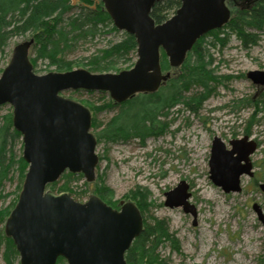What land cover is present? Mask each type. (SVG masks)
Wrapping results in <instances>:
<instances>
[{
    "label": "rangeland",
    "instance_id": "1",
    "mask_svg": "<svg viewBox=\"0 0 264 264\" xmlns=\"http://www.w3.org/2000/svg\"><path fill=\"white\" fill-rule=\"evenodd\" d=\"M25 1L19 9L7 14L4 21L8 29L19 26L21 18L27 16L34 4L41 0H28L27 4ZM77 6L75 4L69 10L60 7L47 16L52 22L58 18L54 36L59 40L57 57L74 62L73 69L83 68V64L99 50L122 38V31H111L109 23L99 24L95 35L80 33L78 27L71 23V18L80 12ZM88 26H84V31ZM31 33L14 31L9 35L3 50H0V69L8 63L13 46L28 39ZM225 33H228L225 44L212 35L203 38V50L208 56L206 58L210 56L211 60L208 68L220 78L206 100L191 104L186 103L188 99L186 102L180 100L167 110V115L159 116L165 125L155 136L144 140L132 137L123 142L97 141L95 152L99 161L94 181L87 182L84 177L66 179L61 175L53 188L58 192V188L67 182L68 189L72 190L71 196L80 202L95 190L109 202L131 200L130 197L136 193L141 203L148 202L149 207L143 211V217L149 225L165 223V228L173 236L156 250L169 264H264V224L252 208L253 203H258L264 214V193L258 187L264 182V86L255 85L246 77L248 71H264V33L256 31V44L248 47H243L228 29H224L220 36ZM39 46L30 48V57H36ZM132 58L134 61L136 56ZM128 65L129 62L122 57L115 68L125 69ZM34 69L42 74L56 71L57 67L50 64L47 57H39ZM176 71V68L172 69V74ZM200 92L203 89L196 85L186 95ZM60 94L99 108L92 112V116L104 125L118 109H102L110 98L107 92L64 90ZM250 98L252 102L246 103ZM11 111L10 104L0 105V142H3L0 152V264H6L4 258L19 264V254L13 256L11 248L6 247L5 220H2L8 207L16 202L22 185L21 134L13 133V125L5 127ZM97 130L91 128L93 133ZM244 135L258 142L257 150L251 155L254 174L241 176L239 192L226 193L209 178L212 139L219 136L229 148L230 139ZM181 180L188 183V200L195 206V218L184 212L181 206L170 208L163 203L164 193ZM102 186L109 193H105ZM139 189L149 193L146 200ZM58 264L67 262L64 259Z\"/></svg>",
    "mask_w": 264,
    "mask_h": 264
},
{
    "label": "water",
    "instance_id": "2",
    "mask_svg": "<svg viewBox=\"0 0 264 264\" xmlns=\"http://www.w3.org/2000/svg\"><path fill=\"white\" fill-rule=\"evenodd\" d=\"M113 25L133 35L136 59L128 69L94 73L79 67L67 71H33L29 51L33 37L15 44L0 73V105L10 104L11 121L21 134L22 158L27 163L17 201L4 222V234L19 254V264H129L125 253L143 230V217L131 200H119L118 208L91 193L83 201L67 191L47 188L65 172L95 179L99 158L91 131V110L64 97V90L107 92L115 103L137 93H153L170 78L160 67V50L171 68L179 67L195 42L220 29L231 16L228 0H180L166 20L155 23L153 5L162 0H101ZM246 77L264 86V71L251 70ZM228 148L214 136L208 160L209 178L226 193L239 192L242 175L253 176L251 155L256 140L244 135L228 141ZM264 193V182L259 183ZM188 183L181 180L164 193V205L181 206L193 218ZM252 208L264 224L258 203Z\"/></svg>",
    "mask_w": 264,
    "mask_h": 264
},
{
    "label": "trees",
    "instance_id": "3",
    "mask_svg": "<svg viewBox=\"0 0 264 264\" xmlns=\"http://www.w3.org/2000/svg\"><path fill=\"white\" fill-rule=\"evenodd\" d=\"M28 0L25 1L27 4ZM23 0H0V50H3L4 43H7V39L14 31H31V36L34 38L33 45H40L37 48V54L35 58L30 57L33 69L35 68L36 60L39 57H47L50 64L56 65V71H67L73 69L72 61L59 59L57 57L59 40L54 38L58 27V18H55L52 22L47 16L55 9L63 7L66 10L71 9L75 4H78L77 8L80 12L71 18L73 26L78 27L79 32L85 34L95 35L97 26L99 24L109 23L111 31H118L113 25L107 12L103 9V5L97 4L92 7L94 0H41L34 4L30 13L21 18L22 23L16 26L14 29H8L5 18L10 11H16L20 8ZM180 0H162L156 2L150 15L154 19L155 23H161L166 20L175 10L179 7ZM228 6L231 10V16L227 23L220 29L212 30L203 36H201L191 50L186 54L184 62L176 68V74H172L171 66L168 63L167 57L164 51L160 50V67L163 72L170 71L171 76L166 81L165 85L160 86L153 93H137L132 98L118 104L111 98H108L106 104L102 109H108L117 107V112L110 118V120L104 125L101 121H96V118L91 116V128L98 129L94 135L99 142L104 139L107 142H123L132 137L139 138L141 140L146 139L149 136H155L159 134L164 122L159 120L161 114L167 115V110L179 103L180 100H184L187 104L194 103L196 101H204L211 93L214 84L220 81L218 76L213 75V70L208 68L211 64L210 56L206 58L202 46L203 38L207 35H212L221 44H225L228 39V33H225L223 37L220 36L224 32V29H228L230 33L236 35L241 41L243 47H248L256 44L258 34L256 31L264 33V0H228ZM29 7L26 6V9ZM64 10V11H66ZM2 12V14H1ZM49 12V13H48ZM24 13V12H23ZM52 23V24H51ZM90 25L84 31V26ZM65 36V35H64ZM136 41L133 35H130L122 31V38L117 42H110L106 48H102L91 58H89L86 64H83V68L90 72L102 73L109 72L110 70H116L115 65L122 57L130 65L125 69L130 68L134 61L133 56H136ZM133 55V56H132ZM208 57V56H207ZM122 69L116 70L117 72ZM2 69H0L1 73ZM35 71V69H34ZM36 72V71H35ZM200 86L203 92L193 95H186V92L193 86ZM242 100L241 102H243ZM251 98L247 99L250 104ZM86 105V104H85ZM86 106L92 112H95L97 107ZM137 108V109H136ZM101 109V110H102ZM164 109H166L164 111ZM11 114L9 118H6L5 127H11ZM13 133L20 135L19 132L13 130ZM3 148V142H0V152ZM22 172L20 173L21 183L23 181L24 173L27 168V163L20 159ZM72 174L70 172H64L63 178H82L81 173ZM100 182V181H99ZM57 185V182H53L47 187L53 191V188ZM85 185L86 182H85ZM59 191H67L72 193L71 189H68L67 182L58 188ZM105 193H109L105 187L102 186ZM142 197L149 194L145 189H139ZM96 192V190H95ZM94 192V193H95ZM98 197L103 199L107 204L112 207L118 208V202H109L102 194L95 193ZM131 196L130 199L138 207L143 217V211H146L149 207L147 201L141 203L138 195ZM17 201V200H16ZM15 201L8 207L9 209L2 215V220H6L10 210L15 205ZM163 223V222H162ZM169 238L173 239V236L169 234L165 228V223L157 225H149V223L143 217V230L140 235L133 241L129 249L125 253V259L129 264H169L167 260L161 259L157 248L163 244V242ZM175 238V237H174ZM6 241V247L11 248L13 256H16L15 245L11 238L4 237ZM174 247V246H172ZM176 248V247H175ZM177 249V248H176ZM11 252V253H12ZM7 259V258H6ZM5 260L6 264H13L12 260ZM62 257H58L56 264L63 262Z\"/></svg>",
    "mask_w": 264,
    "mask_h": 264
},
{
    "label": "flooded vegetation",
    "instance_id": "4",
    "mask_svg": "<svg viewBox=\"0 0 264 264\" xmlns=\"http://www.w3.org/2000/svg\"><path fill=\"white\" fill-rule=\"evenodd\" d=\"M94 4H92V7H95V5H97V4H102L103 5V3H102V1L101 0H94ZM34 39V38H33ZM257 142V141H256ZM257 144H258V142H257ZM254 168V167H253ZM253 173H254V171H253ZM259 185V184H258Z\"/></svg>",
    "mask_w": 264,
    "mask_h": 264
},
{
    "label": "bare ground",
    "instance_id": "5",
    "mask_svg": "<svg viewBox=\"0 0 264 264\" xmlns=\"http://www.w3.org/2000/svg\"><path fill=\"white\" fill-rule=\"evenodd\" d=\"M250 236L252 237V234H250ZM253 245H254V243H253Z\"/></svg>",
    "mask_w": 264,
    "mask_h": 264
}]
</instances>
